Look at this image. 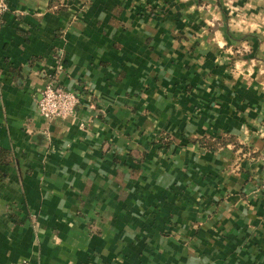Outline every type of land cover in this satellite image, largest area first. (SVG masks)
Segmentation results:
<instances>
[{
    "label": "crops",
    "instance_id": "0c3cea01",
    "mask_svg": "<svg viewBox=\"0 0 264 264\" xmlns=\"http://www.w3.org/2000/svg\"><path fill=\"white\" fill-rule=\"evenodd\" d=\"M5 1L0 264H264V0Z\"/></svg>",
    "mask_w": 264,
    "mask_h": 264
},
{
    "label": "built area",
    "instance_id": "2783aa9c",
    "mask_svg": "<svg viewBox=\"0 0 264 264\" xmlns=\"http://www.w3.org/2000/svg\"><path fill=\"white\" fill-rule=\"evenodd\" d=\"M7 10L5 0H0V24ZM38 100V112L46 118L72 115L82 93L64 88L53 76H49L41 89Z\"/></svg>",
    "mask_w": 264,
    "mask_h": 264
},
{
    "label": "trees",
    "instance_id": "16d2710c",
    "mask_svg": "<svg viewBox=\"0 0 264 264\" xmlns=\"http://www.w3.org/2000/svg\"><path fill=\"white\" fill-rule=\"evenodd\" d=\"M232 140L233 139L230 136H228L227 138L220 139V140H218V139L212 140V139H205V138L196 139V141H198L199 143H201L204 146L209 147V148L214 147L215 145H218V144L223 145L226 142L232 141ZM160 141H162V140H160Z\"/></svg>",
    "mask_w": 264,
    "mask_h": 264
}]
</instances>
